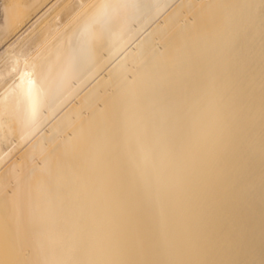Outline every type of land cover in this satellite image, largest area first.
Returning a JSON list of instances; mask_svg holds the SVG:
<instances>
[{"label":"bare ground","instance_id":"6f19581e","mask_svg":"<svg viewBox=\"0 0 264 264\" xmlns=\"http://www.w3.org/2000/svg\"><path fill=\"white\" fill-rule=\"evenodd\" d=\"M263 82L264 0H0V264H264Z\"/></svg>","mask_w":264,"mask_h":264},{"label":"rangeland","instance_id":"374dc122","mask_svg":"<svg viewBox=\"0 0 264 264\" xmlns=\"http://www.w3.org/2000/svg\"><path fill=\"white\" fill-rule=\"evenodd\" d=\"M14 1H20V0H14ZM5 40H6V39L4 38V39H2L1 42H5ZM263 85H264V82L258 86L259 90H260V89L264 90V86H263ZM263 93H264V91H263ZM263 98H264V94H262L260 101H263ZM263 103H264V101L262 102V104H263ZM263 105H264V104H263ZM262 137L264 138V134H263ZM10 147H11V146H10ZM11 148H12V147H11ZM11 148H10V149H11ZM12 151H13V150H12ZM12 151H11V152H12ZM15 152H16V151L14 150V152L10 153V157H11L12 155H14ZM10 157H9V159H10ZM9 159H6V161H4L1 165H2V166L5 165V163H7V161H8ZM2 166H1V167H2Z\"/></svg>","mask_w":264,"mask_h":264}]
</instances>
